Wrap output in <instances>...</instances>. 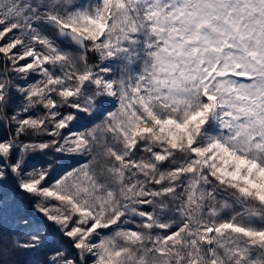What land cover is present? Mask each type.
Here are the masks:
<instances>
[{
	"label": "snow or ice",
	"instance_id": "6c2138e0",
	"mask_svg": "<svg viewBox=\"0 0 264 264\" xmlns=\"http://www.w3.org/2000/svg\"><path fill=\"white\" fill-rule=\"evenodd\" d=\"M0 264H264V0H0Z\"/></svg>",
	"mask_w": 264,
	"mask_h": 264
},
{
	"label": "trees",
	"instance_id": "16d2710c",
	"mask_svg": "<svg viewBox=\"0 0 264 264\" xmlns=\"http://www.w3.org/2000/svg\"><path fill=\"white\" fill-rule=\"evenodd\" d=\"M23 207H24L25 209H28V205H27V204H24ZM21 239H23V238H21ZM10 247H11V246H10ZM19 251H20V250L12 249L13 254L16 255V259H18V260H24V259H26L23 255H17V253H18Z\"/></svg>",
	"mask_w": 264,
	"mask_h": 264
}]
</instances>
